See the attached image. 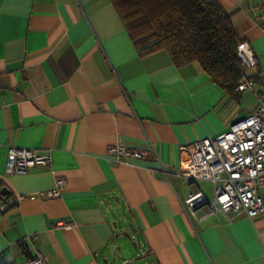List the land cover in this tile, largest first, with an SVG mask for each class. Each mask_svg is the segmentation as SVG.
<instances>
[{"label":"crops","instance_id":"0c3cea01","mask_svg":"<svg viewBox=\"0 0 264 264\" xmlns=\"http://www.w3.org/2000/svg\"><path fill=\"white\" fill-rule=\"evenodd\" d=\"M214 1L257 56L252 88L229 91L165 48L140 53L113 0H0V264H26L24 244L48 264H264V213L197 219L186 199L213 184L177 173L184 145L264 91V0ZM118 142L145 156L114 163ZM11 145L49 152L50 166L7 176ZM59 177L60 194L40 196Z\"/></svg>","mask_w":264,"mask_h":264},{"label":"built area","instance_id":"2783aa9c","mask_svg":"<svg viewBox=\"0 0 264 264\" xmlns=\"http://www.w3.org/2000/svg\"><path fill=\"white\" fill-rule=\"evenodd\" d=\"M237 55L246 69L258 63L247 40L238 44ZM254 83V78L245 73L236 89L243 91L252 88ZM107 151L114 163L145 156L142 151L119 142L110 144ZM51 161L49 152L11 145L8 148L6 175L24 173L35 167L47 168ZM177 173L191 185L197 181L213 184L211 198L197 187L186 199L185 205L197 219L216 212L223 213L228 219L240 214L249 217L263 214L264 196L259 188L264 187V91L257 107L231 122L225 131L184 145ZM66 184L65 177H59L56 187L41 192L40 196H58ZM24 197L25 195H18L16 200L21 201ZM36 236V233L28 235L30 239H35ZM22 251L27 255L26 264H48L40 252L33 253L25 244ZM129 263V259L123 258L117 264Z\"/></svg>","mask_w":264,"mask_h":264},{"label":"trees","instance_id":"16d2710c","mask_svg":"<svg viewBox=\"0 0 264 264\" xmlns=\"http://www.w3.org/2000/svg\"><path fill=\"white\" fill-rule=\"evenodd\" d=\"M140 53L165 48L177 65L198 61L229 91L246 73L237 55L243 40L214 0H113Z\"/></svg>","mask_w":264,"mask_h":264},{"label":"rangeland","instance_id":"374dc122","mask_svg":"<svg viewBox=\"0 0 264 264\" xmlns=\"http://www.w3.org/2000/svg\"><path fill=\"white\" fill-rule=\"evenodd\" d=\"M254 99V93L251 90H248L247 92H245L244 98L242 99V102L245 106L252 104V100ZM211 185L208 183L206 186V191L207 194L209 195V197H212V190H211ZM126 256H130L131 258H135L136 257V251H133V249H131L130 251H128L126 253Z\"/></svg>","mask_w":264,"mask_h":264},{"label":"water","instance_id":"95a60500","mask_svg":"<svg viewBox=\"0 0 264 264\" xmlns=\"http://www.w3.org/2000/svg\"><path fill=\"white\" fill-rule=\"evenodd\" d=\"M9 194H10L9 187L3 186L2 188H0V198L3 199L5 202L8 201Z\"/></svg>","mask_w":264,"mask_h":264}]
</instances>
